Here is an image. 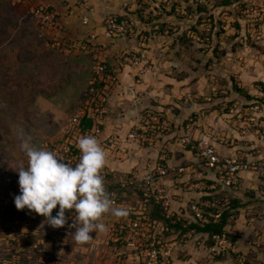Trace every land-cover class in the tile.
Returning a JSON list of instances; mask_svg holds the SVG:
<instances>
[{"label": "crops", "instance_id": "crops-1", "mask_svg": "<svg viewBox=\"0 0 264 264\" xmlns=\"http://www.w3.org/2000/svg\"><path fill=\"white\" fill-rule=\"evenodd\" d=\"M40 1L57 12L65 28L62 39L77 43L87 39L108 48L102 51V59L108 64L110 72L118 76L119 84L111 90L109 112L103 118V135L98 141L106 155L105 165L114 170L115 175L145 174L148 168L155 167L161 158H165L169 175L156 189H165L171 194L173 203L170 212L174 216L190 217V202L204 196L209 199V195L215 194L222 199L233 195L232 208L227 211L230 219L226 229L234 230L238 235L237 248L232 252V258L216 257L215 261L209 258L210 264H248L249 260L253 264H264V236H260L264 232L261 228L264 227V169L240 174L239 185L230 192H214L210 188L217 180V170L206 168L203 158L180 142L186 134L194 142L217 138L219 141L215 146L223 160L243 159L264 164V141L257 136L259 131L250 130L251 124L248 123L264 117V27H261L263 32L260 31L257 37L260 42H254L252 47L244 41L231 47V34L226 32L221 36L225 42L221 43L224 46L221 59L214 58L212 64L210 61L200 64L196 54L191 58L194 53L190 50L182 53L189 54L184 60L178 58L180 51L173 48V44L159 43L174 39L168 34L156 32L163 20H154L150 24L149 21L144 22L146 17L139 21L136 18V24L141 25L140 30H154L151 35L154 44L142 50L133 33L131 38L126 37L127 31L114 37L108 34L106 21L111 15L134 13L136 9L143 12L149 8L147 0H141L142 8L138 6L139 1L134 4L135 0ZM217 2L219 4L206 5L215 19L224 24L246 25L247 21L242 16L244 5L258 6L264 16V0ZM153 5L159 9L157 4ZM198 7L196 3L188 5L191 16L187 22L199 17L198 12L194 14ZM20 9L27 12L24 8ZM155 13L163 16L161 11ZM85 19H88V24L84 23ZM237 27L233 38L240 42ZM129 51L142 54L141 67L124 62L121 57ZM149 64L151 71H144ZM236 86L240 90L234 92L232 87ZM148 113L160 116L169 129L160 133L155 144L139 147L128 143L129 133L140 126ZM192 118L196 120L195 125L187 131L185 126ZM248 139L255 141L251 148L245 147ZM180 168H184L185 172L179 173ZM196 259L195 256L187 261L173 260V264H199L198 261H202Z\"/></svg>", "mask_w": 264, "mask_h": 264}, {"label": "rangeland", "instance_id": "rangeland-1", "mask_svg": "<svg viewBox=\"0 0 264 264\" xmlns=\"http://www.w3.org/2000/svg\"><path fill=\"white\" fill-rule=\"evenodd\" d=\"M137 1L142 8L143 1L135 0L134 4ZM147 1L149 8L143 12L136 9L134 13L113 14L108 18L128 21L126 37L131 38L133 33L140 49L154 44V38L151 37L154 30L142 31L141 25L135 22L136 18L139 21L144 17V22L149 21L150 24L154 20H163L156 32L174 38L159 43L173 44V48L180 51L178 58L184 60L189 54L182 53L190 50L194 53L191 58L196 54L200 64L209 61L212 64L214 58L221 59L224 47L221 43H225L221 36L226 32L231 34V47L242 41L250 47L255 46L254 42H260L257 37L260 31L263 32L261 27H264V16L261 8L254 4L244 5L243 9L240 7L247 23L238 24L237 27L236 23L224 24L211 14L206 4H219L218 0ZM193 3L199 5L194 12H198L199 17L187 22L191 16L188 5ZM254 9L260 10V17L253 13ZM160 11L163 12L161 17L155 13ZM166 14L172 18L166 17ZM236 27L240 32V42L233 38L238 31ZM87 42L85 39L84 43ZM99 48L103 52L108 49L103 46ZM127 57L137 58L141 65L143 63L142 54L138 51H129L121 58ZM93 62L94 54L91 52L75 47L66 52L51 45L48 35L39 29L32 15L8 0H0V193L8 191L10 184L7 180L17 176L18 171L26 167L28 157L22 148L24 140H29L42 150L46 142L63 137L73 116L79 108L86 106ZM146 68L150 72L152 67L149 64ZM232 88L234 92L239 89L238 86L237 89ZM193 118L188 120L187 126L195 125L191 123V120L196 121ZM248 123L251 124L250 130L259 131L257 136L264 141V117ZM253 143V139H248L245 147L251 148ZM146 206L141 199L129 200L122 196L113 207L125 209L128 215L118 218L111 213L105 214L99 221L105 225V231L92 233L93 239L86 245L77 244L72 235L76 231L71 227L74 223L73 215L68 216V223L63 228L54 229L42 217L19 216L15 221L0 212V264H150V258L145 252L147 242L125 233L127 219H133V213L139 216ZM175 217L181 220L180 224L190 219L188 216L183 219L181 215ZM185 226L181 229L169 227V232L160 236L161 244L157 249L162 247V254L171 249L169 264H173V260L187 261L195 256L202 260L198 261L199 264H210L209 258L215 261L216 257L208 252L212 245L211 239L197 231L190 235L186 231L189 225ZM226 232L237 248L238 235L234 230L226 229ZM118 235L127 237L128 241L117 242ZM260 236L263 237L264 232ZM232 254L226 255L229 256L227 258H232ZM160 258L164 260L163 255ZM249 261L248 264H253L252 260Z\"/></svg>", "mask_w": 264, "mask_h": 264}, {"label": "built area", "instance_id": "built-area-1", "mask_svg": "<svg viewBox=\"0 0 264 264\" xmlns=\"http://www.w3.org/2000/svg\"><path fill=\"white\" fill-rule=\"evenodd\" d=\"M12 5L18 8H24L36 20L39 29L48 35L50 44L60 48V50L68 52L69 48H81L83 51L94 54L93 78L90 81V93L92 98L87 101L86 106L79 108L78 112L73 116L69 126L64 130V136L60 139H53L43 145L42 150L53 152L57 157L75 167L81 158V152L78 147V142L84 137H94L99 141L103 135L102 121L109 112V103L111 98L112 88L118 86L119 79L116 74L110 72L108 64L102 59V49L100 46L91 42H72L62 39L65 28L57 12L49 6L41 3L40 0H8ZM254 14L261 16L258 9L253 10ZM85 24H88V19H85ZM128 23L126 21H119L117 18H110L106 21V30L112 37L123 35L127 31ZM57 49V48H56ZM124 62L136 68L141 67V62L137 58H124ZM144 71H148L147 68ZM258 110V108H256ZM92 119L94 121L93 130L83 133L82 120ZM191 123H195L191 120ZM169 125L162 121L160 116L154 113H148L143 122L131 131L127 137L128 143L137 144L139 147L155 144L159 135L164 130H168ZM191 126H187V131H190ZM219 140L212 138V140H202L194 142L191 137L186 134L180 142L183 146L190 149L191 152L199 154L204 161L206 168L217 170V180L211 186L210 190L214 192H230L240 183V174L244 172H255L264 169L263 163L245 162L242 159H225L223 160L216 149L215 143ZM165 158H161L158 164L153 168H148L145 174L139 172H132L124 175L125 180L122 182V189L132 188L134 186H144L149 189L157 188L159 183L163 181L168 175L169 171L165 165ZM28 166V159L26 167ZM179 173H184V168L178 170ZM114 170L105 165L101 171L103 181L109 176L114 175ZM19 173L17 176L10 178L7 182L10 184L8 191L0 193V212H2L8 219L18 220L19 216L30 213V216H38L39 214L30 212L28 209L23 211L17 210L15 207V197L20 195L19 191ZM193 187L192 185L190 186ZM205 196L190 202V226L192 223L199 228L205 229L209 225L218 224L224 213L232 208L233 198L229 195L225 198H218L215 194ZM211 197V198H210ZM110 198L113 205H116L117 193H110ZM157 202L165 209L169 210L173 200L171 194L165 189H157ZM59 211L53 210L52 215L56 216ZM71 211L66 212V216H72ZM142 215V214H140ZM42 218H45L41 216ZM46 219V218H45ZM186 227V226H185ZM188 228V226H187ZM125 230L129 236L135 235L139 240L147 242L148 247L145 250L146 256L150 258V264H169V255L171 249H168L162 254L161 249L157 246L161 244L160 236L169 232V227L164 223H151L149 219H127ZM189 234H194L195 230L188 231ZM120 241H128V238L118 235ZM214 244L208 248V252L215 257H221L224 253L233 252L236 248L235 243L231 240L229 233L224 232L222 235L213 236ZM135 245V244H134ZM171 246V245H170ZM137 250L139 248H136ZM145 254V253H144ZM160 255H163L161 261Z\"/></svg>", "mask_w": 264, "mask_h": 264}, {"label": "clouds", "instance_id": "clouds-1", "mask_svg": "<svg viewBox=\"0 0 264 264\" xmlns=\"http://www.w3.org/2000/svg\"><path fill=\"white\" fill-rule=\"evenodd\" d=\"M81 152L79 163L73 167L53 152L36 148L24 140L22 148L28 157L27 168L19 173L20 195L15 197V207L28 209L46 218L54 229L68 223L67 211L73 213L76 229L72 234L77 244L86 245L92 233L105 231L101 218L108 213L125 217L128 212L114 208L110 194L106 192L101 175L106 155L98 141L91 136L79 140ZM59 211L53 216V210Z\"/></svg>", "mask_w": 264, "mask_h": 264}, {"label": "trees", "instance_id": "trees-1", "mask_svg": "<svg viewBox=\"0 0 264 264\" xmlns=\"http://www.w3.org/2000/svg\"><path fill=\"white\" fill-rule=\"evenodd\" d=\"M93 66H94V62H93ZM92 78H93V74H92L91 80ZM91 98H92V95L90 93V84H89V99ZM93 128H94V121L92 119L85 118L82 120L83 133L89 132L93 130ZM124 180H125V177L122 175H115V174L111 175L106 180H104V187H105L106 192L109 194L112 192L117 193L116 203L118 202V200L120 201V198L122 196L124 197L126 196L129 198V200L141 199V201H143L144 204H147L146 209L142 210V213H140L142 215L138 214L139 216H137L136 214L133 213L132 215L134 217L137 216V218L141 217V218L149 219L152 223H155V222L164 223L165 225H167L168 227H171L172 229H181L182 227H184L190 222V219L188 220L187 218L184 217L183 219H187V220H185V223L183 222L184 224L183 223L180 224L181 220L178 221L176 217H171L169 210L163 208L157 202V189L156 188L149 189L144 186H134L128 189H122L121 186ZM30 215H31L30 213H27L23 215L22 218L24 217L26 218ZM34 217L41 218L40 215L38 216L36 215ZM134 217H131V218L137 219ZM229 219H230L229 212H226L223 214L218 224L209 225L205 229H202V228H199L196 224L192 223L186 231L188 232L190 230H195V232L197 231V232L205 234L206 236L209 237V239H211V242L213 245L214 244L213 236L222 235L224 232H226V227L228 226ZM228 254L229 253H224L221 257H224Z\"/></svg>", "mask_w": 264, "mask_h": 264}]
</instances>
